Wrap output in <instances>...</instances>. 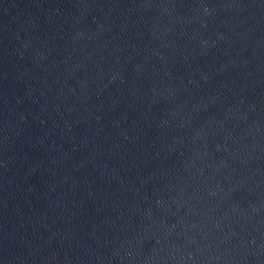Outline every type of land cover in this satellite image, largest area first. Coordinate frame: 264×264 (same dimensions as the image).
I'll return each instance as SVG.
<instances>
[{
  "label": "water",
  "instance_id": "1",
  "mask_svg": "<svg viewBox=\"0 0 264 264\" xmlns=\"http://www.w3.org/2000/svg\"><path fill=\"white\" fill-rule=\"evenodd\" d=\"M0 264H264V0H0Z\"/></svg>",
  "mask_w": 264,
  "mask_h": 264
}]
</instances>
